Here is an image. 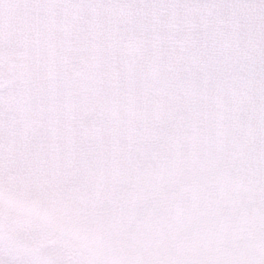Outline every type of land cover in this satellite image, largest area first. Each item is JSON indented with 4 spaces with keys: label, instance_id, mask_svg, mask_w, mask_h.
I'll return each instance as SVG.
<instances>
[{
    "label": "snow or ice",
    "instance_id": "snow-or-ice-1",
    "mask_svg": "<svg viewBox=\"0 0 264 264\" xmlns=\"http://www.w3.org/2000/svg\"><path fill=\"white\" fill-rule=\"evenodd\" d=\"M0 264H264V0H0Z\"/></svg>",
    "mask_w": 264,
    "mask_h": 264
}]
</instances>
